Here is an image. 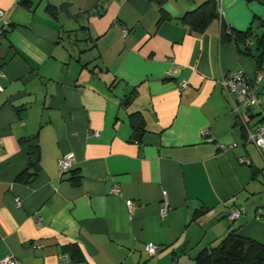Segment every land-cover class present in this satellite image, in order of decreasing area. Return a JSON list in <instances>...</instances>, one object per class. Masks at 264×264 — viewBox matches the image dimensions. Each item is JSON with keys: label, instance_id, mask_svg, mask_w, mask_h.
Returning a JSON list of instances; mask_svg holds the SVG:
<instances>
[{"label": "crops", "instance_id": "1", "mask_svg": "<svg viewBox=\"0 0 264 264\" xmlns=\"http://www.w3.org/2000/svg\"><path fill=\"white\" fill-rule=\"evenodd\" d=\"M204 1L0 0V258L199 264L232 231L264 247V148L240 125L258 117L219 83L259 69L264 109V0H216L192 32L180 17ZM66 152L77 181L57 171Z\"/></svg>", "mask_w": 264, "mask_h": 264}, {"label": "built area", "instance_id": "2", "mask_svg": "<svg viewBox=\"0 0 264 264\" xmlns=\"http://www.w3.org/2000/svg\"><path fill=\"white\" fill-rule=\"evenodd\" d=\"M3 15L4 12L0 10L1 22L3 21ZM120 31L122 35L127 33L125 28H120ZM260 79L261 72L259 69L254 72L253 76L249 77L241 68H236L222 75L219 80L222 91L234 112H237L238 107L241 106L245 108L247 112L257 115L258 119L254 122L252 127L248 125L245 120H242L240 125L246 133V140L251 142L258 150L264 148V109L259 108V98L256 91ZM185 84L186 83L184 81H180L178 83L179 87H183ZM201 133H204V131ZM233 145H235V143L230 146ZM216 146L226 148V146L221 143H216ZM71 160L72 154L70 152L63 153L60 157H58L57 171L59 174H64L71 168ZM111 190L112 192H117L118 187L115 185ZM15 201L18 203L17 199ZM126 204L128 208H131V201H128ZM241 211L242 210L240 208L232 209L228 216L229 219L237 218ZM165 212L166 206L163 204L159 208V214L164 215ZM144 248L148 255H154L157 251V245L152 242H147ZM58 260L61 264H65L68 261V258L64 254H59ZM0 264H18V261L12 257L4 256L0 258Z\"/></svg>", "mask_w": 264, "mask_h": 264}, {"label": "trees", "instance_id": "3", "mask_svg": "<svg viewBox=\"0 0 264 264\" xmlns=\"http://www.w3.org/2000/svg\"><path fill=\"white\" fill-rule=\"evenodd\" d=\"M217 17V4L216 0H205L202 4L197 6L196 8L184 13L180 20L183 24H185L190 31L200 33L202 32L210 20ZM246 33H234V40L240 41L243 45V49H246V42L244 41L246 38ZM257 64L260 61V54L256 56ZM129 121L132 127L141 128L142 122L140 120V115L137 112L129 113ZM39 152L36 146H32L27 151V167L36 168L38 162ZM67 172L72 173L71 176L75 177V181L78 180L77 172L69 169ZM66 172V173H67ZM20 176L17 175L16 179H20ZM234 232H229L227 236L217 244L216 247L211 248L210 250L200 251L195 260L199 264H249L253 255L256 251H261L264 255V247L259 243L246 239V246L244 252L242 253L241 258H235L230 255L224 253V249L228 245V243L234 238Z\"/></svg>", "mask_w": 264, "mask_h": 264}, {"label": "water", "instance_id": "4", "mask_svg": "<svg viewBox=\"0 0 264 264\" xmlns=\"http://www.w3.org/2000/svg\"><path fill=\"white\" fill-rule=\"evenodd\" d=\"M233 133L236 135L238 139L240 138V133L238 129H234ZM138 137H139V133L135 132L132 135L133 139H137ZM245 246H246V241L244 239L239 237H234L224 249V253L235 258H241ZM249 264H264V255L262 254V252L256 251L253 255L252 261Z\"/></svg>", "mask_w": 264, "mask_h": 264}]
</instances>
